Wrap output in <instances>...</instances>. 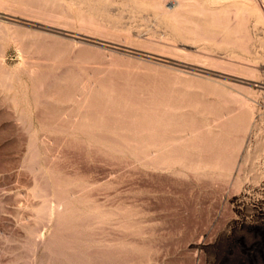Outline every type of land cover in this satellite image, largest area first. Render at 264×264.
Wrapping results in <instances>:
<instances>
[{
	"label": "rangeland",
	"instance_id": "1",
	"mask_svg": "<svg viewBox=\"0 0 264 264\" xmlns=\"http://www.w3.org/2000/svg\"><path fill=\"white\" fill-rule=\"evenodd\" d=\"M0 264H264V0H0Z\"/></svg>",
	"mask_w": 264,
	"mask_h": 264
},
{
	"label": "bare ground",
	"instance_id": "2",
	"mask_svg": "<svg viewBox=\"0 0 264 264\" xmlns=\"http://www.w3.org/2000/svg\"><path fill=\"white\" fill-rule=\"evenodd\" d=\"M176 5H177V4H176ZM174 6H175V4L172 5V7H174ZM219 120H220V119H219ZM222 121H223V120H222Z\"/></svg>",
	"mask_w": 264,
	"mask_h": 264
}]
</instances>
